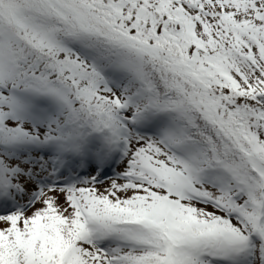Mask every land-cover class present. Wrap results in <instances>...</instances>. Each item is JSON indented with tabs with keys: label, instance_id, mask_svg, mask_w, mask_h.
<instances>
[{
	"label": "snow or ice",
	"instance_id": "obj_1",
	"mask_svg": "<svg viewBox=\"0 0 264 264\" xmlns=\"http://www.w3.org/2000/svg\"><path fill=\"white\" fill-rule=\"evenodd\" d=\"M0 264H264V0H0Z\"/></svg>",
	"mask_w": 264,
	"mask_h": 264
}]
</instances>
